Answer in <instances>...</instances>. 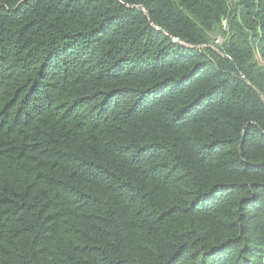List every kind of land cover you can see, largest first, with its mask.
<instances>
[{"label":"trees","instance_id":"trees-1","mask_svg":"<svg viewBox=\"0 0 264 264\" xmlns=\"http://www.w3.org/2000/svg\"><path fill=\"white\" fill-rule=\"evenodd\" d=\"M0 264H264V0H0Z\"/></svg>","mask_w":264,"mask_h":264},{"label":"rangeland","instance_id":"rangeland-1","mask_svg":"<svg viewBox=\"0 0 264 264\" xmlns=\"http://www.w3.org/2000/svg\"><path fill=\"white\" fill-rule=\"evenodd\" d=\"M213 41H214V47H217V46H219L220 44H221V42L223 41L220 37H214L213 38ZM261 63H263V62H261Z\"/></svg>","mask_w":264,"mask_h":264}]
</instances>
